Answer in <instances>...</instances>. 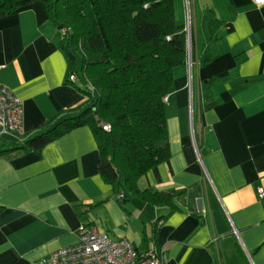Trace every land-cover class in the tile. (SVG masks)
I'll use <instances>...</instances> for the list:
<instances>
[{"label":"crops","instance_id":"1","mask_svg":"<svg viewBox=\"0 0 264 264\" xmlns=\"http://www.w3.org/2000/svg\"><path fill=\"white\" fill-rule=\"evenodd\" d=\"M173 13L189 36L165 102L170 154L136 182L170 203L116 191L92 127H74L38 151L0 155V264H46L83 226L162 264H264V4L173 0ZM61 32L40 1L0 18V84L22 101V132L0 135L2 149L87 102Z\"/></svg>","mask_w":264,"mask_h":264},{"label":"trees","instance_id":"2","mask_svg":"<svg viewBox=\"0 0 264 264\" xmlns=\"http://www.w3.org/2000/svg\"><path fill=\"white\" fill-rule=\"evenodd\" d=\"M34 1L44 4L55 30L66 28L59 46L71 73L85 80L87 102L70 116L47 122L45 130L18 146L0 147V155L38 151L62 133L88 124L105 182L154 204L170 203L172 193L140 191L136 182L170 154L164 99L172 89L173 69L187 58L186 35L174 19L173 0H0V18ZM211 31L216 34L214 26ZM100 123L109 124V130Z\"/></svg>","mask_w":264,"mask_h":264},{"label":"built area","instance_id":"3","mask_svg":"<svg viewBox=\"0 0 264 264\" xmlns=\"http://www.w3.org/2000/svg\"><path fill=\"white\" fill-rule=\"evenodd\" d=\"M264 4V0H253ZM62 28L61 31H65ZM2 66H0L1 68ZM69 80L75 79L70 73ZM166 102V98L164 99ZM103 130L110 125L100 123ZM22 132V101L12 91L0 84V135H15ZM256 195L264 199V186L256 190ZM122 197V193L118 194ZM215 240V238L213 239ZM46 264H162L159 253L154 250L139 252L126 238L112 239L85 226L79 229L74 243L62 247L41 259Z\"/></svg>","mask_w":264,"mask_h":264},{"label":"rangeland","instance_id":"4","mask_svg":"<svg viewBox=\"0 0 264 264\" xmlns=\"http://www.w3.org/2000/svg\"><path fill=\"white\" fill-rule=\"evenodd\" d=\"M187 21V20H186ZM184 32H185V35H186V43H187V38H188V36H189V26H188V24H186L185 26H184ZM187 45V44H186ZM79 82H83L82 80H79ZM4 136H5V134H3ZM7 136V135H6Z\"/></svg>","mask_w":264,"mask_h":264}]
</instances>
